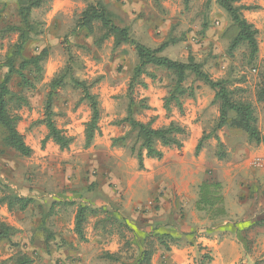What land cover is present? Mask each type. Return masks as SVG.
I'll list each match as a JSON object with an SVG mask.
<instances>
[{"label": "crops", "instance_id": "crops-1", "mask_svg": "<svg viewBox=\"0 0 264 264\" xmlns=\"http://www.w3.org/2000/svg\"><path fill=\"white\" fill-rule=\"evenodd\" d=\"M103 2L113 14L114 21L121 23V19H131L134 17L132 13L135 9L140 11L142 5H151L153 0H123V4L116 0ZM242 3L257 7L256 10L243 12L244 18L257 29L259 25H264V0H243ZM85 7V0H53L46 21L50 36L54 37L65 30L70 31L76 17ZM112 9H116L117 12L114 13ZM140 22L142 23L133 27L128 24L117 26L129 28L131 34L134 33L137 37H148L151 43L156 45L165 41L167 36L165 31L172 26L155 25L158 21ZM159 22L162 23L161 20ZM156 28L162 30L164 36L153 37L152 32ZM80 35L82 34H77ZM115 55H117L115 59L120 64H126L127 68L130 59H126L121 52ZM92 66L96 68V63L93 62ZM142 81L144 86L140 91L143 93L141 99L146 102L147 108L143 110L136 108L134 118L142 123L152 121L153 128L166 126L171 122L187 126L188 136L183 141L182 148H162L163 155L159 160L144 157L143 169L139 170L137 161L131 156L127 145H112V140L123 135L129 128L126 123L120 126L113 124L119 112L116 103L111 100L107 102L105 99L100 104L98 130L90 147L87 150L69 151L65 156L66 160L73 158L71 157L73 154L74 159L82 154L87 156L88 176L91 173L98 174L97 177L91 178L95 183L94 191L108 197L98 198L95 206H103L111 212V202L122 196L125 200L123 210L120 211L122 216L112 213L108 215V220L98 214L87 217L83 231L85 241H79L74 232L75 212L71 215L67 208L71 204L76 206L85 200L84 197L78 200L81 194L72 193L79 189L81 169L66 165L65 172L60 173L61 189L65 187L69 191L61 190L56 195L47 191L46 188L51 184L50 176H53L50 172L49 179L45 178L42 183L43 187L37 185L36 179L29 183L30 189L33 190L27 196L33 199L34 206L32 202V205L30 204L23 212H10L5 207L4 219L0 222L5 223L13 231L8 239L0 240L2 248L0 260L21 250L32 260V264L37 262L38 257H41L40 260L44 258L42 262L46 264H96L102 253L122 252L124 239L114 228L116 219L121 218L138 237L157 225L158 232L184 240L179 241L178 246H171L169 252H165L163 247H156L151 264H194L193 258H196L194 256L196 254L201 256L204 253L209 255L211 260L203 264H239L240 260L241 264H248L243 260L250 248L252 254L255 250L264 252V170L256 169L250 163L255 156L264 155V143L247 152V149L243 150L242 145L238 144L240 141L228 139L229 134L233 133L227 131L224 143L231 147L226 151L224 164L222 162L219 164L224 215L216 218L207 217L197 208L198 186L207 178L204 173V164L207 162L204 152L200 156H196L194 152L201 136L199 125L203 121L199 119L200 115H197V112L207 106L206 101L197 100L196 103L188 101L184 105L187 114L183 117L174 107L168 112L164 109L167 89L163 82H153L147 77H142ZM93 93L99 94L97 90H93ZM84 118L87 119V115ZM77 119L79 116H72L73 121ZM71 126L73 127V124ZM68 135L76 136V141L83 142V126L80 131L79 127L76 131L70 130ZM42 156H46V153L42 152ZM52 158L51 156L47 159ZM95 168L97 172L93 171ZM109 183L113 186L109 187ZM8 186L13 188L11 184ZM47 195L53 198L55 205L41 208L42 204L46 205ZM59 205L63 208L61 209ZM152 207L154 210L151 214L149 209ZM155 207H158L156 212ZM146 208L148 211L144 213ZM124 234L126 238L129 237L126 232ZM250 240L253 241L252 247ZM135 249L136 247L134 252Z\"/></svg>", "mask_w": 264, "mask_h": 264}, {"label": "rangeland", "instance_id": "rangeland-1", "mask_svg": "<svg viewBox=\"0 0 264 264\" xmlns=\"http://www.w3.org/2000/svg\"><path fill=\"white\" fill-rule=\"evenodd\" d=\"M163 1L165 2L164 5L162 4ZM116 2L120 4L124 3L123 0H116ZM15 8L16 6L13 0H0V28L5 25V22L16 21ZM112 10L114 13L117 12L116 9ZM132 14L134 17L131 19H121V23H118L115 20V24H128L133 27V25L142 23L140 22L141 20H143L144 23L147 20L150 22L158 21V24L155 25H172L165 31L167 34L165 39L166 47L163 50L162 55L172 60L183 62L191 57L195 62L202 64L203 69L209 73L212 79H228L229 87L237 90L236 98L251 101L254 100L258 70L247 65V48L244 44L240 45L233 51L230 50V43L236 30L230 23L227 15L215 4L214 0H192L188 4H184L183 0H153L151 5H142L140 11H136L135 9ZM34 15L43 21V33L39 36L32 37L25 43L22 57L28 59L38 54L43 49L47 51L48 57L46 62L42 65V71L40 72L41 76L34 68L31 69V74L25 72L28 77H36L37 79H40V81L37 82L32 89H22L19 86L18 77L15 76L9 86L13 93L20 94L28 100V104L20 108H16L14 103H10L9 109L13 115L19 116L20 120L16 126L17 131L23 136L25 144L31 148L32 154L30 157L25 158L2 145L1 139L3 135L0 132V196L8 194L10 191H15L19 196L28 197L27 195L33 190L30 189L29 186L31 180L36 179L37 185L43 187L44 184L42 183H44L45 178L49 179L48 174L50 172L53 173V176H50L51 184L46 190L50 191L51 194L56 195L62 190L60 173L63 174L66 169L65 166L70 165L81 169V173L79 174L80 182H78L79 189L71 192L73 194H81L79 195L80 198L78 200H80L81 197L85 198L80 204L91 203L90 205H95L98 198H103L102 196H104V198L108 197L104 194L101 195L100 192L98 193L96 190L94 191L93 186L95 183L94 181H91V178L93 179V177H97L98 174L91 173V177L88 176L89 164L86 163V159L88 160L87 156L82 154L79 155V158L74 159L73 154V156H71L73 158H69V160H66L67 157L65 156L69 151L75 152L76 150H87L89 147H85V140L83 142L76 141V136H71L73 137V142L70 144L68 150L63 151H61L51 140L44 141L47 129L45 125L41 123L44 113L43 104L47 95L50 93V83L55 75H64V72L62 71L69 63L72 67V71L67 75L62 86H57L52 92L54 112L52 120L56 127L68 135L70 130L76 131L79 127L80 131L83 126L84 135L85 124L90 118V111L87 104L80 101L82 98V90L74 85L71 77L85 81L88 85L91 84V91L93 92V90H97L99 92L97 96L100 104L105 99L107 102L111 100L116 103V109L119 114L113 124L120 126V124H123L121 120L126 115L130 105L133 106V108L138 107L140 110H143L144 107L147 106L146 102L141 99L143 93L140 92V85L135 84L131 92L128 90V83L132 76L134 66L137 63V58L133 47L126 45L125 47L120 46L118 48H113V40L111 39L104 41L101 44V47H96L91 45V39H86L82 35H72L71 37L68 35L65 36L69 33L67 30L63 33H59V35L51 37L46 22L48 20L47 12L44 14L35 12ZM160 20L162 23L159 22ZM253 26L255 27V25ZM66 27H68V25H66ZM257 31V60L259 64H262L264 62V25H259ZM97 35H100V33H97ZM131 35L138 42H143L144 44L146 42L147 44L145 45L152 48L157 47L162 43L161 42L158 45L155 43L152 44L148 37H137L134 33ZM160 35L164 36V32L162 30L159 31L157 28L152 32L153 37H159ZM16 41V34H8L0 39V64L3 63V58L9 51V47ZM119 52L123 53L126 59H130L127 68L126 64H120L115 59L116 56L119 55L115 54ZM70 57L73 58V63H71ZM93 62L96 63V68H93ZM4 71L5 69L0 67V81ZM155 75L156 79H151L153 82H157V79L159 78L162 79L161 81H163L164 84L166 83L165 76H168L166 72L155 70ZM191 81L192 79L189 78L187 83H190ZM193 88H195V97L180 98L182 109L178 112L184 117L187 114V108L184 105L188 101L193 103H196L197 100L206 101L205 103L207 106L205 108H200L197 112V115H200L199 119H203L202 123L199 125L201 128L200 138L205 135L206 139L201 143L200 151L196 156H200V154L204 152L207 162V164H204V173L207 177L204 180L220 184L219 193L221 196L219 197H221V200L224 202L222 186L220 183L221 172L219 170L221 169V166H219V164L220 162L224 164L227 155L226 151L228 147H231L224 143L226 142L224 141V136H226L227 131L232 132L233 134H229L228 139L230 140L233 138L240 141L238 144L242 145L243 150L247 149V152L254 150L258 145L248 141L247 136L241 131L226 128L216 130L215 122L219 116V111L218 105L213 102L214 92L198 81L193 83ZM101 93L103 96H101ZM132 102H134V104ZM255 108L258 119L257 128L264 139V106L255 104ZM85 115H87V119L84 118ZM72 116H79V119L73 121ZM72 124L73 127L71 126ZM179 125H181L186 132L185 140L188 136L187 126H183L181 123ZM127 132L128 130L124 132V134ZM129 141L130 140L127 142ZM42 152L46 153V156H42ZM51 156L53 157L52 160H48L47 158ZM254 158H252L251 161ZM93 171L97 172L96 168ZM109 180L110 179H108V182ZM9 184H11L13 188H10L8 186ZM110 186H113V184L109 183V187ZM96 187L98 190V186ZM66 190L69 191V189H65L64 187L62 191L65 192ZM42 199L44 200V198ZM52 199L53 198H49L47 195L46 205L42 204L41 208L49 205L54 206L55 201ZM111 203V206L118 209L113 212L112 209L114 208L110 207V214L115 213L121 215L120 211L123 210L125 203L124 198L119 196V198H116ZM32 204L34 206V202ZM77 206L78 204L76 206L71 204V206L67 208V211L72 215ZM60 208L62 209L63 207ZM100 210L95 213L86 212V216L93 217L96 214L104 216L106 213H109L108 210L106 213L104 209L101 208ZM153 210V207L149 209L151 214L153 213ZM5 211V206L0 205V221L4 219L3 213ZM146 211H148L147 208L143 212L145 213ZM156 211H158V207H155V212ZM220 211L224 212L223 203ZM115 225L114 228L120 235L121 233L125 235L124 232H126L129 237L131 236L129 228L123 226L122 223H119V219L116 220ZM250 242V247H252L253 241L250 240ZM1 249L2 248H0V250ZM16 252L22 253L21 250H17ZM2 253L4 252L2 251ZM194 257L196 258H193V263L201 264V256L196 254ZM40 258L41 257H38V259H36L37 262L35 264H46L42 262L44 258L42 260H40ZM243 261L248 264H264V252H261V250H255V253L252 254V248H250L249 253L244 255ZM240 262L241 260L239 261V264H241ZM7 264L13 263L10 262ZM96 264L120 263L99 259Z\"/></svg>", "mask_w": 264, "mask_h": 264}, {"label": "trees", "instance_id": "trees-1", "mask_svg": "<svg viewBox=\"0 0 264 264\" xmlns=\"http://www.w3.org/2000/svg\"><path fill=\"white\" fill-rule=\"evenodd\" d=\"M13 1L16 6V21L5 22V25L0 28V39L8 34L17 35V41L9 47V51L3 58V63L0 64V67L5 69L0 81V132L3 135L1 139L2 145L27 158L32 154V150L25 144L23 136L17 131L16 126L20 118L11 113L9 104L14 103L16 108H20L27 105L28 100L20 94L13 93L9 86L15 76L18 77L19 86L22 89H32L40 81L36 77H28L25 72L31 74V69L34 68L40 75L42 65L48 57L47 51L43 49L28 59L22 57V51L29 39L43 33L42 25L44 23L34 15L35 12H40V14L48 12L53 0ZM191 1L183 0V3L188 4ZM242 1L214 0L215 4L227 15L236 30L230 43V50L233 51L244 44L247 48V65L258 70L253 101L236 98L237 90L229 87L228 79H212L209 73L203 69L202 64L195 62L191 57L183 62L172 60L162 55L166 47V41L152 48L135 40L129 28L115 24L113 14L108 10L103 0H85L86 7L76 17L74 25L65 36H77V34L82 33L83 37L91 39V45L96 47H101V44L108 39L113 40V48L126 45L133 47L137 63L128 83V90L131 92L135 84L143 87L142 77L156 79L155 70L166 72L168 76H165L166 83L164 86L167 89V95L164 98L163 106L167 112L170 111L171 107L181 111L182 103L180 98H194L195 88H193V83L195 81L203 83L214 92L213 102L218 105L219 116L215 122V129L226 128L241 131L247 136L248 141L259 145L264 143V139L257 128L258 119L255 104L264 106V62L259 64L257 60L258 31L243 16L244 11L256 10L257 7L246 6ZM97 33H100V35H97ZM70 61L73 63V58L70 57ZM71 71L72 67L68 63L62 71L64 75H55L50 83V93L43 104L44 113L41 123L47 129L44 141L51 140L61 151L68 150L73 142V137L58 129L52 120L54 115L52 92L57 86H62ZM71 78L74 85L82 90L80 101L85 102L90 111V118L84 128V145L88 148L92 144L95 133L98 130L100 103L98 96L91 91V84L88 85L85 81ZM189 78L192 81L187 83ZM161 80L157 79L160 83L163 82ZM132 103L134 104V102ZM136 108L138 107L133 108L130 105L126 115L121 120V122L128 125V132L119 138L113 139L112 145H127L131 156L137 161L138 169L141 170L143 169L144 157L159 160L163 155L162 148H182L186 132L176 122H171L159 128H153L152 121L148 123L139 122L134 118V110ZM146 108L144 107V109ZM205 139V135L199 139L195 147V155L199 153L201 143ZM128 140L130 141L127 142ZM219 190L220 184L209 180L202 181L198 186L197 208L203 211L207 217L216 218L224 215V212L220 211L223 201L219 197L221 196ZM32 202L33 199L19 196L12 191L0 196V205H4L10 212H23ZM90 204L79 203L75 210L74 232L78 236L79 241H85L83 231L87 220L86 212L95 213L101 208L104 209L105 213L107 212L103 206L97 207ZM111 207L114 208V206ZM117 209L114 208L112 210L115 212ZM108 215L112 214L109 212L104 215L107 220L109 219ZM119 223L129 228L124 219H119ZM12 231V228L0 222V240L8 239ZM129 231L131 236L128 238L121 233L124 239L122 252L125 254L121 251L114 254L105 252L99 256V259L119 262L120 264H151L156 247H163L165 252H169L171 246H178L179 241H184L175 239L169 234L158 232L157 225L151 231L145 232L141 237H138L133 229H129ZM134 247H136V252H134ZM130 250L132 251L131 253L129 252ZM210 260L211 257L204 253L201 255L200 263H207ZM10 262L13 264H32V260L24 253H16L4 260H0V264Z\"/></svg>", "mask_w": 264, "mask_h": 264}, {"label": "built area", "instance_id": "built-area-1", "mask_svg": "<svg viewBox=\"0 0 264 264\" xmlns=\"http://www.w3.org/2000/svg\"><path fill=\"white\" fill-rule=\"evenodd\" d=\"M251 165L256 169L264 170V155L257 156L251 161Z\"/></svg>", "mask_w": 264, "mask_h": 264}]
</instances>
